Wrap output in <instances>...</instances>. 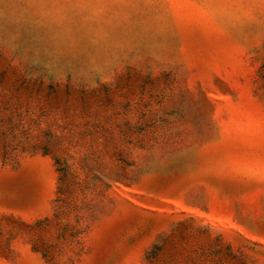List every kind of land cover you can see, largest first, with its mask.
Returning <instances> with one entry per match:
<instances>
[{
    "label": "rangeland",
    "instance_id": "374dc122",
    "mask_svg": "<svg viewBox=\"0 0 264 264\" xmlns=\"http://www.w3.org/2000/svg\"><path fill=\"white\" fill-rule=\"evenodd\" d=\"M0 264H264V0H0Z\"/></svg>",
    "mask_w": 264,
    "mask_h": 264
}]
</instances>
